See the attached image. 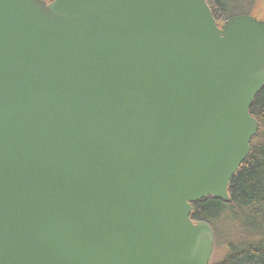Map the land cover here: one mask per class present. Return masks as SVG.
<instances>
[{
	"label": "water",
	"instance_id": "obj_1",
	"mask_svg": "<svg viewBox=\"0 0 264 264\" xmlns=\"http://www.w3.org/2000/svg\"><path fill=\"white\" fill-rule=\"evenodd\" d=\"M263 85L207 0H0V264H209Z\"/></svg>",
	"mask_w": 264,
	"mask_h": 264
},
{
	"label": "trees",
	"instance_id": "obj_2",
	"mask_svg": "<svg viewBox=\"0 0 264 264\" xmlns=\"http://www.w3.org/2000/svg\"><path fill=\"white\" fill-rule=\"evenodd\" d=\"M207 2L220 24L223 18L244 13L250 0ZM249 112L257 119L259 128L251 141L248 157L228 184L230 201L206 197L192 203L190 217L194 220H206L212 227L229 211L245 220L243 246L232 245L218 262L210 264H264V85L255 96ZM226 228L232 233L231 242L240 241L237 233L241 229L236 223H229L228 220Z\"/></svg>",
	"mask_w": 264,
	"mask_h": 264
},
{
	"label": "rangeland",
	"instance_id": "obj_3",
	"mask_svg": "<svg viewBox=\"0 0 264 264\" xmlns=\"http://www.w3.org/2000/svg\"><path fill=\"white\" fill-rule=\"evenodd\" d=\"M50 1V0H48ZM237 14H250L258 19H264V0H250V2L247 4V8L244 13H237ZM234 14V15H237ZM227 18L221 19V23ZM224 214H222L223 216ZM240 216L236 215L234 212L229 211V213H226L225 216L219 218L217 220V223L214 224V235H215V245L213 254L210 260V263L218 262L226 253L228 250L227 248L231 247L232 245H235L236 247L243 246V241L245 239L244 236V219H239ZM227 220V221H226ZM236 223L240 229L241 232L237 233V237H239L240 241L238 242H231L232 239V233L230 230L226 228V223Z\"/></svg>",
	"mask_w": 264,
	"mask_h": 264
},
{
	"label": "flooded vegetation",
	"instance_id": "obj_4",
	"mask_svg": "<svg viewBox=\"0 0 264 264\" xmlns=\"http://www.w3.org/2000/svg\"><path fill=\"white\" fill-rule=\"evenodd\" d=\"M48 1V0H47ZM264 20V19H263Z\"/></svg>",
	"mask_w": 264,
	"mask_h": 264
}]
</instances>
